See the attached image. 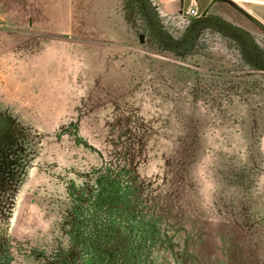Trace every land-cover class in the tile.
Returning <instances> with one entry per match:
<instances>
[{
    "label": "rangeland",
    "instance_id": "rangeland-1",
    "mask_svg": "<svg viewBox=\"0 0 264 264\" xmlns=\"http://www.w3.org/2000/svg\"><path fill=\"white\" fill-rule=\"evenodd\" d=\"M141 33L121 0H0V264L123 199L126 264H264V80L213 33L183 61Z\"/></svg>",
    "mask_w": 264,
    "mask_h": 264
},
{
    "label": "flooded vegetation",
    "instance_id": "flooded-vegetation-1",
    "mask_svg": "<svg viewBox=\"0 0 264 264\" xmlns=\"http://www.w3.org/2000/svg\"><path fill=\"white\" fill-rule=\"evenodd\" d=\"M121 2L124 7L126 4L133 22L140 26L142 33L138 35V40L142 36L144 42L143 38L148 35L153 50L171 54L183 61L196 48L202 49L206 39L212 37L213 33L234 46L250 75L264 80V29L250 21L235 6L222 0H205L196 16H187L184 11L185 0L170 3L162 0ZM171 27L174 28L169 31ZM143 42L139 41L140 44ZM9 127L11 121L0 113V180L3 166L10 159L7 157V149L11 151V146L7 147L8 143L2 147V142L6 141L2 140V130H9ZM12 128L13 137L17 133L21 134V130L17 132L16 126Z\"/></svg>",
    "mask_w": 264,
    "mask_h": 264
},
{
    "label": "trees",
    "instance_id": "trees-1",
    "mask_svg": "<svg viewBox=\"0 0 264 264\" xmlns=\"http://www.w3.org/2000/svg\"><path fill=\"white\" fill-rule=\"evenodd\" d=\"M121 201L107 200L100 205L75 203L65 216L66 230L61 233L62 241L56 245L52 241L45 242L40 249L30 250L24 264H126L125 218L111 227L113 216L121 212L115 207ZM104 203L106 207L101 210ZM114 237L117 241L112 240Z\"/></svg>",
    "mask_w": 264,
    "mask_h": 264
},
{
    "label": "crops",
    "instance_id": "crops-1",
    "mask_svg": "<svg viewBox=\"0 0 264 264\" xmlns=\"http://www.w3.org/2000/svg\"><path fill=\"white\" fill-rule=\"evenodd\" d=\"M165 3H170L177 0H162ZM223 2H227L239 10H241L246 17L254 22L256 25L260 26L262 29H264V0H222ZM251 3L255 4L259 10L258 13H253L251 9H248L246 6L243 5V3ZM194 4V3H193Z\"/></svg>",
    "mask_w": 264,
    "mask_h": 264
},
{
    "label": "built area",
    "instance_id": "built-area-1",
    "mask_svg": "<svg viewBox=\"0 0 264 264\" xmlns=\"http://www.w3.org/2000/svg\"><path fill=\"white\" fill-rule=\"evenodd\" d=\"M185 13L187 16H196L198 13V8L196 7V4L190 5Z\"/></svg>",
    "mask_w": 264,
    "mask_h": 264
},
{
    "label": "water",
    "instance_id": "water-1",
    "mask_svg": "<svg viewBox=\"0 0 264 264\" xmlns=\"http://www.w3.org/2000/svg\"><path fill=\"white\" fill-rule=\"evenodd\" d=\"M213 1H215V0H213ZM139 41H140V43L143 42V41H142V36L139 37Z\"/></svg>",
    "mask_w": 264,
    "mask_h": 264
}]
</instances>
